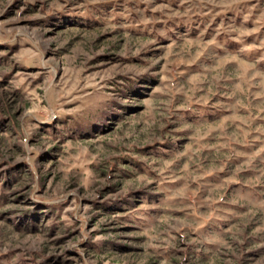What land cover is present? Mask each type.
Segmentation results:
<instances>
[{"label":"rangeland","instance_id":"374dc122","mask_svg":"<svg viewBox=\"0 0 264 264\" xmlns=\"http://www.w3.org/2000/svg\"><path fill=\"white\" fill-rule=\"evenodd\" d=\"M0 264H264V0H0Z\"/></svg>","mask_w":264,"mask_h":264}]
</instances>
